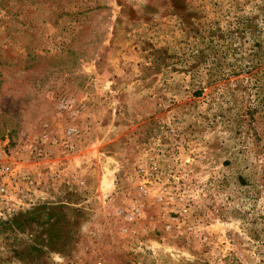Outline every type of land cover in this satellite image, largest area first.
<instances>
[{
  "label": "rangeland",
  "instance_id": "1",
  "mask_svg": "<svg viewBox=\"0 0 264 264\" xmlns=\"http://www.w3.org/2000/svg\"><path fill=\"white\" fill-rule=\"evenodd\" d=\"M0 264H264V0H0Z\"/></svg>",
  "mask_w": 264,
  "mask_h": 264
},
{
  "label": "built area",
  "instance_id": "2",
  "mask_svg": "<svg viewBox=\"0 0 264 264\" xmlns=\"http://www.w3.org/2000/svg\"><path fill=\"white\" fill-rule=\"evenodd\" d=\"M5 193L4 185H0V199H3V194Z\"/></svg>",
  "mask_w": 264,
  "mask_h": 264
}]
</instances>
